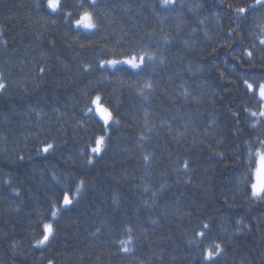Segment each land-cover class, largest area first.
<instances>
[{
    "label": "trees",
    "instance_id": "trees-1",
    "mask_svg": "<svg viewBox=\"0 0 264 264\" xmlns=\"http://www.w3.org/2000/svg\"><path fill=\"white\" fill-rule=\"evenodd\" d=\"M61 2L0 0V264H264V101L244 83L264 82V7ZM80 3L97 28L74 26Z\"/></svg>",
    "mask_w": 264,
    "mask_h": 264
},
{
    "label": "snow or ice",
    "instance_id": "snow-or-ice-1",
    "mask_svg": "<svg viewBox=\"0 0 264 264\" xmlns=\"http://www.w3.org/2000/svg\"><path fill=\"white\" fill-rule=\"evenodd\" d=\"M93 4L95 3V0H92ZM173 3V0H162V5L163 6H168L170 4ZM256 5H260L261 7H264V0H256ZM78 7L80 9H83V11L79 12L78 15L76 16L74 23L76 25L77 28H83L86 30H92L97 28V23L95 20V17L93 15L92 12L88 11L87 9L84 8V4L80 3L78 5ZM47 8L51 9L53 13L57 12V11H61L64 8V5L62 4L61 0H47ZM255 5H248L247 8L246 7H239L236 9V12L238 15L245 13L248 9H254ZM66 17H73V12H67ZM261 44H264V39H262ZM249 56L252 55L251 52L248 53ZM152 57L150 56L149 59H151ZM144 60L143 56L139 57V61L140 63H142ZM126 63L130 64L132 66V68H139L140 67V63H137V58L136 57H132L131 59L125 61ZM106 63L115 66L117 63H119V61L116 60H110L107 61ZM41 71H43V69H41ZM244 83L247 85V89L248 91L252 92L254 91V86L252 83H249L248 80H244ZM147 87H151V84H147ZM5 85L0 82V89H4ZM258 96H259V100L260 101H264V82L259 83L258 86ZM100 98L97 97V101ZM89 111H91V109H89ZM101 115L104 119L105 124H107L108 120L111 119V113L108 112L107 109H102L101 110ZM252 116H257L256 112H251ZM259 116L264 117V108L261 109V111L259 112ZM103 137H100L97 141H96V147H94L92 149L93 152H99L101 150V145L103 144ZM52 145H48L44 150L47 151L48 148H51ZM261 149H264V141L261 142ZM256 155L259 156L260 159V166L256 169L255 172V182L252 183L251 185V189H252V196L253 197H259L261 199H264V151H258L256 153ZM249 156L251 158L252 153H249ZM145 159H147V157H145ZM187 166V165H186ZM64 205H69L72 203L71 199L69 198L68 195L64 196V200H63ZM56 211H53L52 215L53 217L56 216ZM207 227V226H205ZM53 234V227L51 224H45L44 225V235L43 238L41 240H38L36 243L38 245H43L45 244L50 236ZM201 235H203V233H201ZM128 242L125 241H121V246L123 251L125 252H129L131 251V248L127 246ZM219 247V246H217ZM219 253H214L212 250H209L207 252V255L205 257V259L207 260H212L214 255H218Z\"/></svg>",
    "mask_w": 264,
    "mask_h": 264
},
{
    "label": "rangeland",
    "instance_id": "rangeland-1",
    "mask_svg": "<svg viewBox=\"0 0 264 264\" xmlns=\"http://www.w3.org/2000/svg\"><path fill=\"white\" fill-rule=\"evenodd\" d=\"M48 9H49V8H48ZM50 10H51V9H50ZM74 26L76 27L75 23H74ZM76 28H77V27H76ZM79 29H83V28H79ZM83 30H86V29H83ZM129 59H131V58H129ZM129 59L119 61V63H117L115 66H117V65H127V66L132 67L130 64H128V63L125 62V61H127V60H129ZM137 63H140L139 58H137ZM141 64H142V63H140V66H141ZM102 66L115 67V66H112V65H110V64H108V63H106V62L103 63ZM253 92H255V94L258 96V87H257L256 90L254 89ZM97 97H98V96H96V97L93 98V101H92V108H91V111H90V112L94 113L95 116H96V117H97V118H98L103 124H105L104 119H103V117H102V115H101V110H102V109H106V108L101 104L100 99L97 101ZM258 98H259V96H258ZM108 112H109V111H108ZM110 123H112V116H111V119H109L108 122H107V124H105V125H109ZM95 147H96V146H95ZM92 149H93V148H92ZM92 149H91V153H92L93 155L98 153V152H93ZM259 166H260V159H259V156L256 155V166H255V170H254V181H253V182H255V172H256V169H257ZM251 193H252V189H251ZM64 206H66V205H64Z\"/></svg>",
    "mask_w": 264,
    "mask_h": 264
}]
</instances>
